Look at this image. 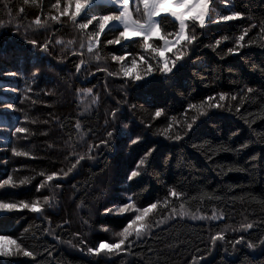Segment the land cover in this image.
Here are the masks:
<instances>
[{"label": "trees", "instance_id": "1", "mask_svg": "<svg viewBox=\"0 0 264 264\" xmlns=\"http://www.w3.org/2000/svg\"><path fill=\"white\" fill-rule=\"evenodd\" d=\"M230 2L235 4L236 10L251 19L229 22V25L211 24L198 30L200 44L192 51V60L186 64L177 90L160 94L159 101H166L168 117L176 116L181 119L179 110L182 105L187 106L189 98L191 102L198 103L206 95L221 91L235 93L238 88L247 85L253 87L256 94H249L250 99L241 106V114L248 119L251 127L238 116L225 112L222 113L225 119L216 121L219 131L210 132L204 138H199L198 133L191 143L205 144V140H211L213 146L223 144L237 147L243 142L264 140V36L260 35L258 27L251 28L249 36L245 38V47L239 55H227L224 59L218 56L221 50L226 52L227 47L233 46V37L252 24L258 25L264 19V0ZM54 3L55 0H36L35 3L30 0L28 4H24L23 0H0V23L4 25L0 31L5 33L0 37V101L15 103L18 109H22L14 115L20 121L26 116L27 122L19 126L28 127L30 130L26 139L23 134H17L13 138L5 126H0V180L12 175L17 184L16 188L5 186L0 189V199L5 202L34 199L41 195L36 192V185L42 179L39 175L41 171L46 174L61 168L66 171L75 163L78 155H85L86 158L67 179L61 181L63 188L57 190L58 209L47 210L58 212L51 217V224L43 221L39 214L27 211L5 214L8 219L0 234L11 235L18 242L23 241L29 250L37 253L48 248L53 253L52 257L44 252L43 256L37 255L35 260L23 257L0 258L3 261L0 264H105L107 258L84 255L71 245L53 239L51 235H43V229H55L61 240H72L74 244L78 240L72 235L73 232L85 233L90 246L98 243L100 239L113 242L118 239L115 232L122 230L131 214L103 215L105 205L115 206L118 210L120 202H126L127 196L132 195L138 206H147L158 197L163 198L167 187L172 186L185 192L188 200L185 206L190 211L200 208L202 213L211 215L215 205L217 211L226 212L225 219L213 222H195L190 219L172 221L164 230L157 229L146 246L134 249L139 255H122L109 264H192L193 256L197 257L199 264H264V251L259 244V238L264 236V225L254 227L248 232L232 231V228H239L241 224L264 219V144H253L238 156L220 153L213 161H206L201 153L190 146L187 138L180 144H175L152 135L166 126L165 117L153 120L154 109L144 103L143 96L133 91H127L125 96V92L121 90L123 81L120 77L96 70L97 65L107 66L111 72L120 70L119 64L111 61L113 51L122 54L125 50L134 49V56L140 53L145 58L152 54L143 53L135 44L129 49L127 46L132 42H125V47H105V37L102 35L100 55L105 59H91L87 71L82 70L77 75L75 65L81 58L86 62L90 59L86 41H83L84 56L73 55V52L80 49L82 34L67 17H62L59 23L49 19L56 14L51 7ZM93 7L95 9L108 6L95 4ZM223 7L221 4L216 5L217 9ZM21 8L24 9L23 12L19 11ZM37 17L45 27L35 23ZM135 17L137 18V14ZM161 27L165 32L176 30L167 22ZM17 28L19 33L14 35ZM91 30L90 26L86 31ZM225 36L228 40L223 39ZM33 38L40 42L50 40L49 53L32 49L26 39ZM108 38H111V34H108ZM216 38L222 40L217 52L203 46L214 43ZM57 40L61 43L57 44ZM153 43L160 46L162 42L154 40ZM128 62L130 63V58ZM36 67L40 68L41 75L34 79L32 71ZM13 71L19 75H5ZM89 72L94 75H89ZM9 85L18 91L4 92L2 87ZM88 88L93 91L83 103L81 93H86ZM94 98L98 103H92ZM122 98L127 103L120 106V120L123 122L119 123V127L126 133H135L144 129V125L140 123L142 120L151 123L153 128L144 130L146 140L128 147L124 138L117 136L111 141L112 147L101 146L100 149L93 148L89 152V145L99 144L101 139L106 138V112L115 107L116 101ZM147 98L152 99L151 96ZM238 101L239 97L237 101L228 99L225 103L235 105ZM132 104L136 105L135 109L130 107ZM77 122L81 124L80 129L75 127ZM125 124L128 125L127 128H124ZM236 129H239V135L231 137V132ZM152 143L158 146V151L154 153L158 166L151 170L152 175L137 178L131 191H125L129 188L125 181L126 172L133 165V161L143 155ZM13 147L29 152V156H13ZM253 153H262L257 167L245 163ZM87 155L95 158L88 160ZM165 156H170L167 165L162 162ZM215 163L225 164L224 171L227 174L217 175L213 171ZM227 166L241 167L245 171L227 172ZM22 179H27L30 183L20 185L19 181ZM145 188L147 191H144ZM41 192L47 194L45 189ZM136 193L140 194L138 200L135 199ZM217 195L223 199L209 201V196ZM229 197L234 199L230 200ZM3 218L4 216H0V219ZM158 219L160 216L154 210L150 214V220ZM63 220H69L70 223L63 228H57L56 225L62 224ZM84 220L94 225L97 231H89L88 226L83 224ZM101 225L111 228L112 231H100ZM225 225H231L225 232L227 240H235L243 235L246 240L257 245L255 252L249 250L245 244L235 245L233 250L232 244L217 242L209 254L207 249L210 246V235H214ZM197 248L200 249L199 252ZM201 256L205 258L200 260Z\"/></svg>", "mask_w": 264, "mask_h": 264}, {"label": "snow or ice", "instance_id": "2", "mask_svg": "<svg viewBox=\"0 0 264 264\" xmlns=\"http://www.w3.org/2000/svg\"><path fill=\"white\" fill-rule=\"evenodd\" d=\"M29 2L30 0H23L24 4H28ZM31 2L35 3L36 0H31ZM110 3L113 7H98L94 9V0H63V4L62 0H55V3L51 6L55 9L56 14L51 15L49 17L50 20L59 23L62 17H67L82 34L80 49L78 52H73V55L84 56L85 43L83 41H86V50L90 59L86 62L81 58L80 62L75 65V73L77 75L81 74L82 70L87 71V65L91 63V59H105V57H101L100 55L102 51V35L105 37L103 41L105 47H125V42H132L127 46L129 49H132V46L135 44L143 50V53H151L152 55L145 58L144 54L137 53L134 56V49L125 50L122 54H117L113 51L111 53V61L118 63L120 70L118 72H111L107 66L100 67L99 65L96 66V70L98 72H105L109 76L120 77L123 81L121 90L125 92V96L127 95V91H133L143 96L145 98L144 103L149 104L154 109L153 120L162 116L165 117L167 121L166 126L153 132L152 135L162 137L164 140L175 144H180L187 138L190 146L201 153L206 161H213L214 157L220 153H232L238 156L253 144H264V140L243 142L237 147L224 146L223 144L213 146L211 140H205V144L191 143L192 138L197 136L198 133L200 134L199 138H204L210 132L219 131L216 121L225 119L222 115L225 112L238 116L246 125L251 127L248 119L241 114V106L246 100L250 99L249 94H256V90L253 87L245 85L238 88V91L235 93L216 92L206 95L198 103L191 102L189 98L187 106L184 107L182 105L179 110L182 116L181 119H177L176 116L168 117L166 101L163 103L159 101L160 94L167 93L168 91L175 92L177 90L178 81L184 72L185 66L192 60L191 53L200 44L198 30H203L211 24L229 25V22L243 21L246 18L251 19V17H246L243 12L236 10L235 4L231 3L230 0H139L135 9L137 18L133 16L129 0H110ZM217 4L223 5V9H217ZM140 5H142V11ZM19 11L23 12L24 9L21 8ZM166 22L176 30L172 32L163 31L161 25ZM35 23L40 27H45V25L41 24L39 17L36 18ZM90 26L92 30L90 32L86 31ZM3 27L4 25L0 23V29H3ZM255 27H258L260 35L264 36V19H261L258 25L252 24L249 28L243 29L238 36L233 37V46L227 47L226 52L221 50L218 53L219 58L224 59L227 55H239L240 51L245 47V38L249 36L251 28ZM18 33L19 29L17 28V32L14 35ZM108 34H111V38H108ZM3 35L5 33L0 31V37ZM223 39L228 40V37L225 36ZM154 40L162 42L161 45L156 46L153 43ZM26 43L32 49L42 53H49L50 51V40L40 42L33 38L26 39ZM56 43L60 44L61 41L57 40ZM221 43L222 40L216 38L214 43L204 44L203 46L211 49L213 52H217V49H220ZM129 58L130 63L128 62ZM88 74L94 75L91 72ZM5 75L17 77L19 73L13 71L7 72ZM40 75V68H34L32 77L36 79ZM2 90L4 92L18 91L10 85L3 86ZM30 90L28 89V91ZM92 91V88H88L86 93L81 94H91ZM45 94L47 95L48 93ZM149 96L152 99H148L147 97ZM238 97L239 101L235 105L225 103L228 99L237 101ZM92 103L96 104L98 100L94 98ZM126 103L127 100L124 98L117 100L116 106L106 112L107 118L104 121L108 129L106 131V138L101 139L99 144L89 145V152L93 148L100 149L101 146L104 148L112 147L111 141L117 136L124 138L125 145L128 147L139 145L146 140L144 130H151L153 128L151 123H145L142 120L140 123L144 125V129L135 133H126L119 127V123L123 122L120 120V116L122 115L120 106ZM130 107L135 109L136 105L132 104ZM18 111H22V109H18L15 103L0 101V126H5L11 132L13 138H16L17 134H23L26 139L30 130L28 127L19 126V124L27 122V117L25 116L24 120L20 121L19 117L14 115ZM189 113H192V115L190 116ZM75 127L76 129H80L81 124L77 122ZM127 127L128 125L125 124L124 128ZM238 135L239 129L231 132V137ZM205 145H207L206 148ZM49 147H52V145H49ZM157 151L158 146L152 143L151 146L146 148L143 155L133 161V165L125 174V181L129 184V188L125 189V191H131L133 182L137 178L153 174L151 170H154L158 166L154 158V153ZM11 152L15 157L29 156V152L19 151L16 147H13ZM261 155L262 153H253L245 163L252 167H257ZM85 158V155H78L75 163L71 167H68L66 171L62 168L50 171L47 174L41 171L39 173L40 177H42L41 182L36 185V192L41 193V195L34 199L20 200L19 202H5V200L0 199V216H4L3 219H0V232L3 231L8 219L5 214L13 212L27 211L39 214L43 221L51 224V217L54 214H58V212L53 213L47 210L58 209L57 190H62L63 188L61 181L67 179L74 169H76L77 165L81 161H84ZM94 158L93 155H87L88 160ZM169 159L170 156L163 157V164L167 165ZM225 167V164L215 163L213 171H216L217 175L227 174L224 171ZM241 171H245V169L227 166V172ZM27 183H30L27 179L19 181L20 185ZM5 186L11 188L17 187L12 175H7L6 178L0 180V189H3ZM42 189H45L47 194L41 192ZM144 191H147V189L145 188ZM139 196L140 194L136 193L135 199L138 200ZM208 199L209 201H220L223 198L217 195L209 196ZM229 199H234V197H229ZM186 203H188V200L186 199L185 192L179 190L177 186H172L167 187L163 198L158 197L155 202H150L147 206H138L134 202L132 195L127 196L126 202H120L118 210L115 206L105 205L103 215L113 213L117 215L131 214L127 217V223L122 227V230L115 232L114 235L118 239L113 242H109L107 239H100L98 243L90 246L85 233L73 232L72 235L78 240V243L74 244L72 240H61V237L56 234L55 229L50 227L43 229V235H51L53 239L71 245L84 255L107 258L105 264H109V262L114 261V258L121 257L122 255L134 257L139 255L134 252V249L146 246L148 241L155 236L157 229L164 230L165 226L169 225L172 221L183 220L184 218L192 221L209 222L225 219L226 212L217 211L215 205L212 207L211 215H207L202 213L200 208H197L196 211H190L189 207L185 206ZM161 204L163 205L162 207ZM154 210L159 214L160 219L151 221L150 214H153ZM69 223V220H63V223L57 224L56 227L63 228ZM83 224L88 226L89 231H97L94 225L89 224L88 220H84ZM261 225H264V219L259 222L254 221L241 224L239 228H232V231L248 232V230L260 227ZM209 227H211V224ZM229 228H231V225H225V227L219 228L214 235H210V246L207 249L209 254L217 245V242L232 244L233 250H235V245L245 244L249 250L255 252L257 245L250 240H246L243 235H240L235 240H227L225 232ZM99 230L104 232L112 231L111 228L103 225H101ZM259 244L261 250L264 251V236L259 238ZM225 250L227 251V249ZM149 251L152 250L149 249ZM197 251L199 252L200 249L197 248ZM44 252L47 253L48 257H52L53 255L52 251L48 248H45ZM44 252L37 253L34 250H29V247L23 241L18 242L11 235L0 234V258L23 257L35 260L37 255L43 256ZM204 258V256H201L199 259L202 260ZM253 259H255L254 255ZM192 264H199L197 257H192Z\"/></svg>", "mask_w": 264, "mask_h": 264}, {"label": "rangeland", "instance_id": "3", "mask_svg": "<svg viewBox=\"0 0 264 264\" xmlns=\"http://www.w3.org/2000/svg\"><path fill=\"white\" fill-rule=\"evenodd\" d=\"M129 2H130L131 10L134 12L133 16H134V18H136L135 17L136 16L135 9L137 7V4L139 3V0H129ZM95 4H102L104 6H109L108 4H111V3H110V0H94L93 6ZM140 8H141V11H142V5H140ZM157 22H159V20H157ZM81 96H82V100L81 101L83 103L89 98L88 94H83ZM184 219H188V218H184ZM195 222H209V221H195Z\"/></svg>", "mask_w": 264, "mask_h": 264}]
</instances>
